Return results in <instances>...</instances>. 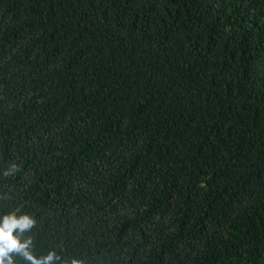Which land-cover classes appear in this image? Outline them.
<instances>
[{
	"label": "trees",
	"instance_id": "1",
	"mask_svg": "<svg viewBox=\"0 0 264 264\" xmlns=\"http://www.w3.org/2000/svg\"><path fill=\"white\" fill-rule=\"evenodd\" d=\"M13 212L38 257L264 264V0H0Z\"/></svg>",
	"mask_w": 264,
	"mask_h": 264
},
{
	"label": "clouds",
	"instance_id": "2",
	"mask_svg": "<svg viewBox=\"0 0 264 264\" xmlns=\"http://www.w3.org/2000/svg\"><path fill=\"white\" fill-rule=\"evenodd\" d=\"M19 166L11 164L4 171V176L14 175ZM37 219L28 214L18 215L15 212L0 217V264H16V257H20L24 264H83L82 260L62 258L55 251L45 256H36L34 242L30 235L36 226Z\"/></svg>",
	"mask_w": 264,
	"mask_h": 264
}]
</instances>
